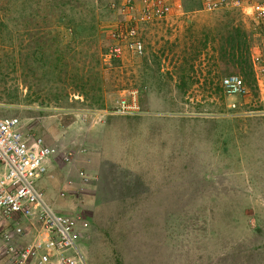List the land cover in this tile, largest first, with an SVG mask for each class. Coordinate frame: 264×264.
Listing matches in <instances>:
<instances>
[{
	"label": "rangeland",
	"instance_id": "374dc122",
	"mask_svg": "<svg viewBox=\"0 0 264 264\" xmlns=\"http://www.w3.org/2000/svg\"><path fill=\"white\" fill-rule=\"evenodd\" d=\"M203 1L138 26L144 54L115 60L119 0H0V118L56 151L39 186L88 222L86 264H264V26ZM229 75L248 97L225 94ZM133 93L139 114L116 115Z\"/></svg>",
	"mask_w": 264,
	"mask_h": 264
},
{
	"label": "built area",
	"instance_id": "2783aa9c",
	"mask_svg": "<svg viewBox=\"0 0 264 264\" xmlns=\"http://www.w3.org/2000/svg\"><path fill=\"white\" fill-rule=\"evenodd\" d=\"M181 1L119 0L123 20L111 31L113 44L107 57L142 56L144 39L138 26L166 19L174 8L180 11ZM203 8L208 12L238 10L264 26V0H204ZM253 65L256 86L263 92L264 55L254 57ZM220 86L230 97L250 94L249 86L238 75L222 78ZM139 112L133 93L130 99L120 100L115 114L127 117ZM55 157L56 151L41 138L22 133L19 118H0V264H86L78 240L88 222L77 214L55 210L39 186Z\"/></svg>",
	"mask_w": 264,
	"mask_h": 264
},
{
	"label": "crops",
	"instance_id": "0c3cea01",
	"mask_svg": "<svg viewBox=\"0 0 264 264\" xmlns=\"http://www.w3.org/2000/svg\"><path fill=\"white\" fill-rule=\"evenodd\" d=\"M53 162H54V161H53ZM53 162L50 164V166H49V168H48V171H49V172H51ZM52 171H53V170H52ZM49 172H47L46 176H45V177L39 182V184H43V185L45 184L44 186H47L46 189H49L50 186H51V185H49V183H48V179H50V180H53V179H54V177H53V173L49 176V175H48ZM58 209H60V208L58 207Z\"/></svg>",
	"mask_w": 264,
	"mask_h": 264
}]
</instances>
